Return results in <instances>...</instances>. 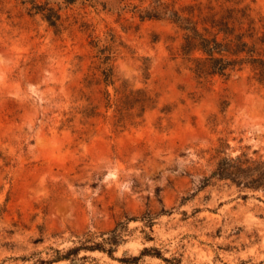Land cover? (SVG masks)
Listing matches in <instances>:
<instances>
[{
  "label": "rangeland",
  "instance_id": "374dc122",
  "mask_svg": "<svg viewBox=\"0 0 264 264\" xmlns=\"http://www.w3.org/2000/svg\"><path fill=\"white\" fill-rule=\"evenodd\" d=\"M114 1L108 12L50 0L56 30L0 0V264H264V191L211 178L221 146L264 161V87L249 72L197 79L177 28L129 11L152 0ZM248 2L264 16V0ZM95 44L113 46L116 88L152 100L123 127ZM121 223L113 257L51 262Z\"/></svg>",
  "mask_w": 264,
  "mask_h": 264
},
{
  "label": "trees",
  "instance_id": "16d2710c",
  "mask_svg": "<svg viewBox=\"0 0 264 264\" xmlns=\"http://www.w3.org/2000/svg\"><path fill=\"white\" fill-rule=\"evenodd\" d=\"M16 1L26 7L30 6L29 12L41 15L50 27L56 30L62 27L61 9L52 7L50 0L44 3L39 0ZM63 1L68 6L82 1L93 8L117 11L112 5L116 2L114 0ZM129 11L141 21L167 22L177 28L183 40L180 48L182 59L197 79L220 77L229 80L235 74L249 72L250 79L264 87V16H256L248 0H194L180 8L163 0H152L148 5L133 6ZM94 47L97 49L103 83L107 87H115L117 80L113 46L100 48L95 44ZM151 101L145 92L132 91L126 86L121 89L115 87L114 96L106 92V107L115 109L117 127H123L126 116L135 110L138 112L137 117H142L151 109ZM90 111L87 109L83 112L85 118L92 117ZM222 150L221 146L217 153H224L225 156L219 159L211 178L229 181L244 190L264 191L263 160L250 158L246 154L231 157ZM126 229V225L121 223L104 234L101 243L75 248L64 255L58 251L51 262L67 261L81 250L100 251L113 257L118 246L124 242L123 233ZM144 253L150 254L147 250L142 255Z\"/></svg>",
  "mask_w": 264,
  "mask_h": 264
}]
</instances>
